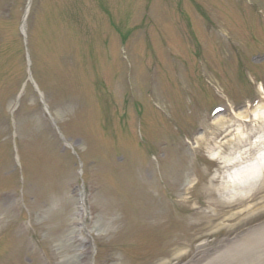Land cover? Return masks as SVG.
Wrapping results in <instances>:
<instances>
[{
	"label": "rangeland",
	"instance_id": "rangeland-1",
	"mask_svg": "<svg viewBox=\"0 0 264 264\" xmlns=\"http://www.w3.org/2000/svg\"><path fill=\"white\" fill-rule=\"evenodd\" d=\"M253 91L264 0H0V264H207L262 197Z\"/></svg>",
	"mask_w": 264,
	"mask_h": 264
},
{
	"label": "bare ground",
	"instance_id": "bare-ground-1",
	"mask_svg": "<svg viewBox=\"0 0 264 264\" xmlns=\"http://www.w3.org/2000/svg\"><path fill=\"white\" fill-rule=\"evenodd\" d=\"M24 21L25 18H23L22 27ZM252 113L254 117H258L255 119H260L258 115L264 116L262 109H257ZM246 156L242 153L237 158L225 161L223 167L228 168L240 164V162L246 161ZM251 162L247 168L237 172L231 191L234 199L236 197L242 198L247 194L249 197V194L264 185V153L262 156L257 155L251 158ZM244 211L250 214L246 218H241L243 212L238 213V211L228 216L227 219L234 218V227L238 228L257 218L264 217V193H262L261 198L250 204ZM207 264H264V224L261 226L254 225L245 230L239 235V239L226 246Z\"/></svg>",
	"mask_w": 264,
	"mask_h": 264
}]
</instances>
